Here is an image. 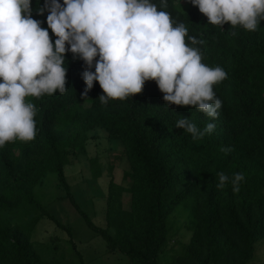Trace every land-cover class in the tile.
Wrapping results in <instances>:
<instances>
[{
	"label": "trees",
	"instance_id": "trees-1",
	"mask_svg": "<svg viewBox=\"0 0 264 264\" xmlns=\"http://www.w3.org/2000/svg\"><path fill=\"white\" fill-rule=\"evenodd\" d=\"M153 2L159 8V0ZM42 6L43 0H32V15L47 27L48 13L37 15ZM163 10L186 26L188 36L202 41L193 47L200 49L203 63L227 72V78L213 86L222 101L217 118L191 106L165 105L154 80L146 81L141 93L110 99L106 105L98 99L103 94L98 82L84 97L86 65L66 53L67 91L28 98L36 108V138L20 157L15 154V141L0 147V264H64L59 257L43 259L32 239L44 217L72 233L36 196V187L49 172L57 174L66 191L63 198L70 199L87 226L110 250L125 254L130 264H162L159 258L168 241L169 218L179 206L194 218V233L186 250L166 264L253 260L256 244L264 239V21L256 31L231 28L230 23L223 28L207 24V17L190 0L184 10L177 0H167ZM181 116L198 129L214 123L215 130L193 140L175 127ZM97 126L106 129L108 138L123 143L129 163L123 183L111 179L108 184L105 226L97 225L77 202L65 173L71 155L87 153V143L95 137L89 131ZM222 148L231 151L225 154ZM221 172L229 177L243 174L239 192H233L230 183L223 190L216 188V174ZM94 175L100 177L101 170ZM126 193L129 209L123 206ZM21 205L40 213L27 229L5 226L2 213Z\"/></svg>",
	"mask_w": 264,
	"mask_h": 264
},
{
	"label": "clouds",
	"instance_id": "clouds-1",
	"mask_svg": "<svg viewBox=\"0 0 264 264\" xmlns=\"http://www.w3.org/2000/svg\"><path fill=\"white\" fill-rule=\"evenodd\" d=\"M190 2L207 17V24L222 28L230 23L231 28L256 31L264 21V0ZM166 7L167 0H159V8L153 0H43L37 9V15L48 13L47 27H42L33 18L32 0H0V147L36 138V108L28 98L67 91L68 52L86 65L84 97L98 82L103 90L98 99L106 105L110 99L141 93L145 82L154 80L165 105L191 106L216 119L222 101L213 86L227 72L202 62L200 49L193 47L202 41L188 36L186 26L174 21ZM175 127L197 140L216 125L198 129L182 117ZM216 175L218 190L230 183L239 192L242 173Z\"/></svg>",
	"mask_w": 264,
	"mask_h": 264
},
{
	"label": "rangeland",
	"instance_id": "rangeland-1",
	"mask_svg": "<svg viewBox=\"0 0 264 264\" xmlns=\"http://www.w3.org/2000/svg\"><path fill=\"white\" fill-rule=\"evenodd\" d=\"M187 0H177L184 10ZM89 107V104H84ZM92 137L87 143V153L71 155L65 167L70 191L82 208L99 226H105L106 196L111 179L123 183L124 172L129 169L124 145L120 140L108 138L105 128L97 126L89 131ZM15 154L21 156L29 143L15 141ZM101 170V176L94 175ZM38 200L50 213L54 214L72 233L59 228L53 221L42 218L33 231L35 248L43 259L59 257L64 264H130L129 258L112 251L105 240L94 233L75 209L66 191L58 182L57 174L47 173L44 183L36 187ZM130 194L123 195V206L130 208ZM39 211L29 205H21L16 210L4 211L1 221L5 226L19 225L29 228ZM170 232L167 244L160 253L162 264L173 261L187 248L194 233V218L184 207L179 206L169 218ZM249 264H264V239L256 244L255 255Z\"/></svg>",
	"mask_w": 264,
	"mask_h": 264
}]
</instances>
